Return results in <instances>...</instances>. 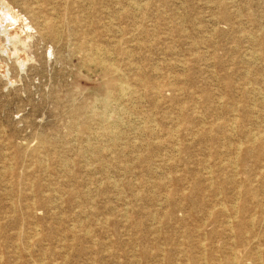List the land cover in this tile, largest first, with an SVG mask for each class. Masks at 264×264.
Masks as SVG:
<instances>
[{
    "label": "rangeland",
    "instance_id": "1",
    "mask_svg": "<svg viewBox=\"0 0 264 264\" xmlns=\"http://www.w3.org/2000/svg\"><path fill=\"white\" fill-rule=\"evenodd\" d=\"M0 264H264V0H0Z\"/></svg>",
    "mask_w": 264,
    "mask_h": 264
},
{
    "label": "bare ground",
    "instance_id": "2",
    "mask_svg": "<svg viewBox=\"0 0 264 264\" xmlns=\"http://www.w3.org/2000/svg\"><path fill=\"white\" fill-rule=\"evenodd\" d=\"M131 3V2H130ZM135 3V2H134ZM139 4V3H138ZM133 5H135V4H133ZM137 5V4H136ZM136 5H135V7H136ZM138 8V7H137ZM3 9H4V7H3ZM9 10V9H8ZM5 11V10H4ZM4 11H2L3 13H4ZM9 12V11H8ZM7 12V13H8ZM6 13V12H5ZM4 13V15L3 16H5L6 14ZM9 15V14H8ZM134 15V14H133ZM11 16V15H10ZM148 16V15H147ZM163 17V16H162ZM5 18H6V16H5ZM7 19H9V18H7ZM66 19V18H65ZM2 20V19H1ZM14 20V19H13ZM3 21V20H2ZM47 24H51L52 26H54V24L53 23H47ZM3 25V24H2ZM106 25V24H105ZM1 27H3V26H1ZM80 28V27H79ZM2 29V28H1ZM65 29V28H64ZM10 30V29H9ZM58 30V29H57ZM121 32V31H120ZM7 33V32H6ZM58 32H56V34H57ZM9 34V33H8ZM252 34V33H251ZM130 36V35H129ZM14 38V37H13ZM98 42V41H97ZM95 47L97 48V47H99V46H96L95 45ZM106 47V46H105ZM96 50V49H95ZM99 50V49H98ZM127 50V49H126ZM100 51V50H99ZM129 52H130V49H129ZM96 53V52H95ZM130 54V53H129ZM95 56V55H94ZM99 59V61H101L102 63H104V59L101 57V58H98ZM258 60V59H257ZM96 62V61H95ZM106 63V62H105ZM101 64V63H100ZM22 65V64H21ZM106 66V65H105ZM116 66V65H115ZM107 69H108V72L113 76V77H115V80H116V83H114V82H112V84L111 83H109L110 84V86H109V88L111 89H113V90H115V92H117L119 95V98L120 97H122V96H126L127 94L128 95H131V96H133V90H132V87H131V85H128L127 83H124V82H119V81H117V77H119L120 76V74H119V71H118V69H117V67H114V66H107ZM120 69V68H119ZM125 74V73H124ZM133 85V84H132ZM143 87V86H142ZM106 88V87H105ZM134 88V87H133ZM153 88V87H152ZM110 89H108L107 88V91H108V93H110ZM137 89V88H136ZM140 91V90H139ZM136 92H138V91H136ZM140 93V92H139ZM110 95V94H109ZM142 95V94H141ZM117 96V97H118ZM140 96V95H139ZM130 97V96H129ZM135 98V97H134ZM118 99V98H117ZM109 100H110V98H109ZM75 101V100H74ZM103 101V100H102ZM105 101H108V100H105ZM128 101V100H127ZM96 102V101H95ZM140 104V103H139ZM118 106V105H117ZM93 107V106H92ZM107 108V107H106ZM117 108V107H116ZM127 108V107H126ZM103 111V110H102ZM153 113V112H152ZM122 116V115H121ZM92 119V118H91ZM100 123V122H99ZM103 124V123H102ZM151 127V126H150ZM154 127V126H153ZM109 128V127H108ZM86 129H87V125H86V123H82L81 125H80V131L81 132H85L86 131ZM103 129V128H102ZM107 129V128H106ZM108 131V130H107ZM106 131V132H107ZM113 133H115V132H113ZM112 133V134H113ZM116 134V133H115ZM178 135V134H177ZM197 135V134H196ZM113 136H114V134H113ZM110 137V136H109ZM115 137H117V136H115ZM107 138V137H106ZM114 138V137H113ZM111 139V138H110ZM109 138H108V140H110ZM114 140V139H113ZM253 140H255V138L253 139ZM86 141V140H85ZM258 141H260V140H258ZM250 142H251V140H250ZM237 143V142H236ZM247 143V142H246ZM95 144V143H94ZM252 144H254V143H252ZM64 145V144H63ZM244 145V144H243ZM240 146V145H239ZM238 146V147H239ZM256 146V145H255ZM239 148H241V147H239ZM180 151V150H179ZM119 152V151H118ZM239 152H241V150L239 151ZM250 151H247V153H249ZM240 154V153H239ZM237 156V155H236ZM258 156V155H257ZM44 158V157H43ZM237 158V157H236ZM106 167V166H105ZM208 170H210V169H208ZM212 174V173H211ZM171 175V174H170ZM210 177V176H209ZM117 182V181H116ZM213 182V181H212ZM223 184V183H222ZM33 185V184H32ZM212 185V184H211ZM241 186V185H240ZM238 190H240L241 191V189L238 187ZM206 193V192H205ZM220 194H222V193H220ZM210 200V199H209ZM85 202V201H84ZM222 203V202H221ZM258 204V203H257ZM225 208H227V207H225ZM235 208V207H234ZM239 212V211H238ZM227 213H229V211L226 209V211H224L223 212V214H227ZM238 214V213H237ZM231 215V214H230ZM235 216V215H234ZM238 218V217H237ZM230 219H232L231 217H230ZM229 219V220H230ZM253 221V220H252ZM255 221V220H254ZM253 224V223H252ZM231 225H232V223H231ZM250 225V224H249ZM233 230V229H232ZM234 231V230H233ZM231 233V232H230ZM258 237H259V235H258ZM227 238V237H226ZM260 238V237H259ZM247 241H248V239H247ZM202 243V242H201ZM204 244H205V242H203ZM28 246V245H27ZM230 246H232V245H230ZM207 250V249H206ZM207 252V251H206ZM236 255V254H235ZM206 256V255H205ZM235 258V257H234ZM262 258V257H261ZM206 259V258H205ZM207 261V260H206ZM234 261V260H233ZM262 261V260H261Z\"/></svg>",
    "mask_w": 264,
    "mask_h": 264
}]
</instances>
